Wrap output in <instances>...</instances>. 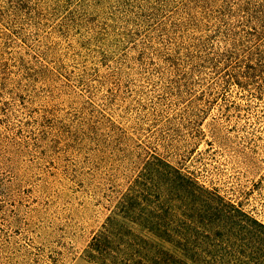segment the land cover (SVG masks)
Segmentation results:
<instances>
[{
	"label": "snow or ice",
	"instance_id": "snow-or-ice-1",
	"mask_svg": "<svg viewBox=\"0 0 264 264\" xmlns=\"http://www.w3.org/2000/svg\"><path fill=\"white\" fill-rule=\"evenodd\" d=\"M30 2L32 10L51 15L45 33L51 36L39 55L33 49L30 57L20 61L23 67L12 58L9 25L0 23L5 53L0 56V230L5 244L10 238L9 215L22 230L13 203L18 199L14 189L19 188L12 183L15 152H9V139L13 144L17 137L31 142L48 162L44 171L51 165L68 174L91 163L95 143L88 141L97 137V128L85 115L86 105L77 106L78 100L90 104L91 99L103 97L109 106L119 101L137 108L133 98L139 101L144 94L147 104L140 102L144 111L137 108V112L152 119L164 135L181 120L180 101L194 80L211 74L264 94V0ZM70 49L75 55L70 56ZM144 81L152 85L151 91ZM129 85L143 88L130 92ZM153 99L158 103L153 105ZM258 163L264 164V157ZM37 247L42 264H50L43 259V244L34 247L30 241L26 250L35 253ZM113 249L119 251V246L96 236L91 244L82 243L78 254L94 264H119ZM217 255L218 264H246L247 253L235 245L209 252L212 264H217Z\"/></svg>",
	"mask_w": 264,
	"mask_h": 264
},
{
	"label": "trees",
	"instance_id": "trees-1",
	"mask_svg": "<svg viewBox=\"0 0 264 264\" xmlns=\"http://www.w3.org/2000/svg\"><path fill=\"white\" fill-rule=\"evenodd\" d=\"M51 19V15L45 17L42 10H32L30 0H0V23L6 22L12 32L15 49L12 58L16 59L18 65L23 67L20 61L30 57L33 49L39 55V50L51 36V33L45 35L51 26ZM2 32L3 29H0ZM25 40L31 43H25ZM2 41L3 36L0 35ZM3 55L4 48L0 46V56ZM143 85H147L151 91V84L144 81ZM143 85H129V91L136 92L137 87L143 88ZM133 102L139 108L140 102L147 104V99L141 94L139 101L134 97ZM157 103L153 99L152 104ZM254 103H264V94L252 87L245 88L235 80L229 82L224 77L209 74L188 85L187 95L180 101L181 120L174 123L167 134L162 135L161 129L154 125L152 119L142 118L137 108L132 110L133 121L125 117L121 123L113 116V129L108 127V133L104 134L103 154L113 150L115 168L118 169L115 172L130 173L136 169L137 175L125 189L117 186L114 196L113 189H108L109 194L102 195V222L88 243L91 244L96 236H100L101 239L106 238L110 243L117 244L119 251L113 249L112 254L117 257L119 264H212L208 253L218 252L201 250L198 244L208 242L204 233H207L216 219L221 228H226L224 223L232 222L240 231L249 230L257 243L264 246V225L247 218L239 206L226 201L216 188L199 181L186 166L189 154L201 137L208 135L212 139H219L227 133L220 128L216 118H213L207 131L202 130L206 118L205 109L217 105L226 111L224 117L229 120L237 117L230 113H239L241 108L249 115ZM81 104L86 105L84 111L90 122L94 126L98 125L102 120H95L97 116L93 112L86 113L89 107L95 109L93 103L78 100L77 106ZM148 110L151 112V106ZM139 111L143 112L144 109L139 108ZM260 111L262 114L257 119L264 118V109ZM185 122L191 125L188 137L185 141H177L173 137L176 127H182ZM144 131H152L150 138L156 144L154 149L142 141ZM237 134L247 135L248 132L242 130ZM182 142L184 145L181 146L188 153L178 147ZM97 150L100 152V149ZM93 168V178H98L95 174L101 168ZM111 182L107 181L106 185ZM199 227L203 228L201 234L204 235L197 234ZM23 248L30 255V264H42L41 255L26 250L25 246ZM43 259L47 258L43 256ZM218 261L219 255L217 264Z\"/></svg>",
	"mask_w": 264,
	"mask_h": 264
},
{
	"label": "rangeland",
	"instance_id": "rangeland-1",
	"mask_svg": "<svg viewBox=\"0 0 264 264\" xmlns=\"http://www.w3.org/2000/svg\"><path fill=\"white\" fill-rule=\"evenodd\" d=\"M69 51L70 56L74 55V51ZM232 99L234 100L233 97ZM91 103L95 109L87 107L86 113L93 112L97 116L95 120L102 121L95 125L96 140L88 141L89 144L95 143V147L90 149L91 156L97 152L94 158L89 157L91 163L83 171L75 169L65 174L51 165L44 171V165L48 162L42 159L43 153L32 147L31 142L18 137L15 144L11 139L8 140L9 152H15L12 160L16 176L12 183L18 186L19 191L14 189V196L18 199H14L13 203L16 205L15 213L21 217L22 230L16 228L15 217L9 215L11 227L8 228L10 238L7 244L4 243L3 231L0 230V264H30V255L23 248H27L30 241L34 247L44 245L43 256L50 264H94L78 253L81 244L90 241L102 222V195L109 194L108 189H113L114 196L117 186L125 189L131 179L133 181L137 171L132 169L130 173L115 172L118 169L115 168L113 150L103 154L105 152L102 149L107 128L113 129V116L121 123L125 117L133 121L134 109L119 101L109 106L103 102V97L91 99ZM254 105L249 115L241 108L239 113L231 112L230 115L237 117L229 120L224 117L226 111L217 105L205 109L206 118L203 120L202 130L207 131L213 118H216L220 128L227 133L219 139H212L208 135L201 137L189 154L186 166L199 181L216 188L226 201L239 206L247 218L264 225V164L258 163L264 157V118H256L262 114L260 110L264 109V103ZM20 114L24 115L23 112ZM11 119L15 121L16 118ZM27 123L33 121L29 120ZM190 126L189 122H185L182 127H176L173 137L177 141H185ZM242 130L248 134H237ZM143 133L142 141L154 149L156 144L150 138L152 131ZM181 145H184L183 142L178 147L186 153L187 150ZM253 160L257 163H253ZM99 166L101 169L95 174L98 178H93V167ZM126 177L129 178L125 179ZM107 181L112 182L106 185ZM224 224L226 228H221L215 219L207 233H204L208 242L198 244L201 250L219 252L225 245H235L247 253L243 257L246 264H264L261 256L264 246L257 243L249 230L240 231L232 222ZM197 230V234H201L203 228L199 227ZM70 248L75 251H69ZM49 252L52 253L51 256H48ZM35 253L41 255L38 247Z\"/></svg>",
	"mask_w": 264,
	"mask_h": 264
}]
</instances>
